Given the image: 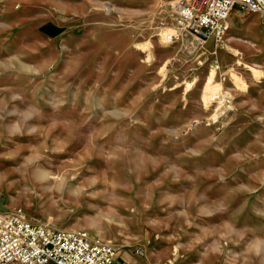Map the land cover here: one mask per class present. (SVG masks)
<instances>
[{
	"label": "rangeland",
	"instance_id": "1",
	"mask_svg": "<svg viewBox=\"0 0 264 264\" xmlns=\"http://www.w3.org/2000/svg\"><path fill=\"white\" fill-rule=\"evenodd\" d=\"M169 1L0 0V212L115 264H264V27L164 42Z\"/></svg>",
	"mask_w": 264,
	"mask_h": 264
},
{
	"label": "built area",
	"instance_id": "2",
	"mask_svg": "<svg viewBox=\"0 0 264 264\" xmlns=\"http://www.w3.org/2000/svg\"><path fill=\"white\" fill-rule=\"evenodd\" d=\"M169 19L159 16L158 35L164 42L190 35L201 44L221 42L233 6L258 15L264 27V0H170ZM219 67L218 59H214ZM118 249L92 238L86 230L53 228L26 219L21 208L0 212V264H115ZM126 264H136L130 262Z\"/></svg>",
	"mask_w": 264,
	"mask_h": 264
},
{
	"label": "bare ground",
	"instance_id": "3",
	"mask_svg": "<svg viewBox=\"0 0 264 264\" xmlns=\"http://www.w3.org/2000/svg\"><path fill=\"white\" fill-rule=\"evenodd\" d=\"M213 87H215V84H212V85L209 84V86L207 88L208 96H212L213 97V96L216 95L215 92H213V90H211V89H213ZM51 176H52V172L49 169L44 168L43 166H41V164H36L34 170L32 171L30 180L32 182H35L36 185H40L42 187V189L48 190V189L52 188V186H53V184H51V182L53 181ZM64 182L65 181H64V177L63 176H60L57 179V182L55 183V187L57 188L58 191H60V189L62 188V185L64 184ZM172 251L176 253L178 250H172ZM203 251L205 253H208L210 250H203ZM213 251L221 253L224 250H213ZM261 251H262V253H264V250H261ZM231 253H233V252H231Z\"/></svg>",
	"mask_w": 264,
	"mask_h": 264
},
{
	"label": "crops",
	"instance_id": "4",
	"mask_svg": "<svg viewBox=\"0 0 264 264\" xmlns=\"http://www.w3.org/2000/svg\"><path fill=\"white\" fill-rule=\"evenodd\" d=\"M229 17V16H228ZM228 19V18H227Z\"/></svg>",
	"mask_w": 264,
	"mask_h": 264
}]
</instances>
